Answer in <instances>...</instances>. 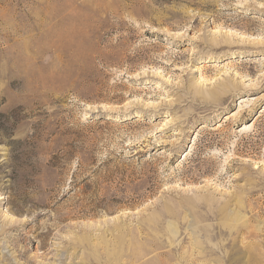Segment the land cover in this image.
Masks as SVG:
<instances>
[{
    "label": "rangeland",
    "instance_id": "374dc122",
    "mask_svg": "<svg viewBox=\"0 0 264 264\" xmlns=\"http://www.w3.org/2000/svg\"><path fill=\"white\" fill-rule=\"evenodd\" d=\"M263 175L264 0H0V264H264Z\"/></svg>",
    "mask_w": 264,
    "mask_h": 264
},
{
    "label": "bare ground",
    "instance_id": "6f19581e",
    "mask_svg": "<svg viewBox=\"0 0 264 264\" xmlns=\"http://www.w3.org/2000/svg\"><path fill=\"white\" fill-rule=\"evenodd\" d=\"M208 93V92H207ZM247 128V125L244 124V126L242 127V129H246ZM256 182V186H255V189L252 191V195H254V201H253V208H252V211H254L255 215L257 217H261L260 215V210H262V198H261V195L260 193H264V175L261 176V179L259 181H254ZM224 208V207H223ZM221 208V209H223ZM220 209V210H221ZM222 212V211H221ZM237 219V215H235L234 213H227V220L229 221H234ZM262 222L264 223V218L262 219ZM220 231L219 232H222L221 229H219ZM198 243H201L198 241ZM185 257V255H184ZM181 258V256L179 257ZM182 259V258H181ZM184 260V259H183ZM182 261V260H181ZM190 261V259H189ZM183 263V262H182ZM180 264V263H179ZM189 264V263H188Z\"/></svg>",
    "mask_w": 264,
    "mask_h": 264
}]
</instances>
